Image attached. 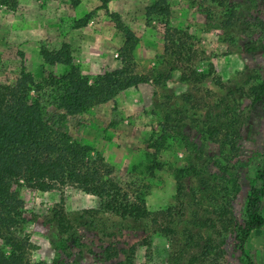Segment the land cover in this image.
Segmentation results:
<instances>
[{
    "label": "rangeland",
    "instance_id": "obj_1",
    "mask_svg": "<svg viewBox=\"0 0 264 264\" xmlns=\"http://www.w3.org/2000/svg\"><path fill=\"white\" fill-rule=\"evenodd\" d=\"M77 1L76 6L69 0L0 2V85L14 86L21 72L29 74L41 86L38 99L43 102L46 122L59 134L60 148L82 156L87 165L98 155L109 169L105 179H111L131 199L140 194L150 213L163 212L177 200L194 203L193 195L199 203L198 216L203 208H212L211 193H199L192 177L182 180L184 191L175 197L174 176L179 168L194 167L216 187L221 183L229 186L234 175L237 193L228 198L234 233L226 237L222 264H264V222L249 232L244 254L237 238L249 191L259 185L256 172L264 169V96L240 125L237 153L225 165L224 176L215 169L221 157L218 145L197 132L203 126H188L189 121L205 122L207 116L226 109L246 117L249 100L230 97L227 90L241 87L248 91L264 78V0H230L226 8L210 0H165L166 17L153 6L157 0H112L105 10L97 0ZM228 11L234 15L227 22ZM109 13L117 14L137 39L132 72L140 76L170 72L169 78L163 87L139 85L80 114L64 115L46 97L62 68L44 64L39 50L68 45L73 65L89 82L118 69L123 39L109 21ZM194 74L205 78L194 83ZM214 77L222 86L214 85ZM187 95L190 104L183 103ZM169 109L183 117V126L156 150L153 141L159 136L163 112ZM214 173L218 175L214 177ZM13 190L25 221L11 234L25 243V259L31 264H48L54 255V230L44 224L53 205L61 203L67 219L79 226L103 217L97 198L84 193L74 181L57 191L38 192L21 186ZM258 212L264 220V198ZM106 224L78 229L79 244L71 249L68 264H125L122 254L113 253L129 248L132 264H171L166 239L149 236L141 228L118 223L112 229ZM0 248L7 251L1 240Z\"/></svg>",
    "mask_w": 264,
    "mask_h": 264
},
{
    "label": "trees",
    "instance_id": "obj_2",
    "mask_svg": "<svg viewBox=\"0 0 264 264\" xmlns=\"http://www.w3.org/2000/svg\"><path fill=\"white\" fill-rule=\"evenodd\" d=\"M97 1L105 10L106 4L112 0ZM210 1L223 8L228 7L230 2ZM69 2L72 6L78 4L77 0ZM153 6L158 7L163 16H168L165 0H157ZM233 15L232 11H228L227 22L233 19ZM107 16L123 39L118 50V69L97 75L89 82L73 65L68 45L61 44L55 50L43 47L39 50L44 64L62 68V74L50 83V92L46 97L52 101L54 108L64 115L75 116L88 108L109 102L122 91L139 85L163 87V83L169 78L170 72H156L152 76L134 74L132 52L137 39L132 31L121 23L117 14L109 13ZM227 24L230 26V23ZM204 78L205 75L194 74L193 82L199 84ZM213 83L217 87L222 86L217 77H214ZM40 91L39 83H35L32 77L24 72L20 73L16 85H0V240L7 249L4 252L0 248V264H31L25 259V243L21 239L13 238L11 234L25 221L21 203L16 198L13 187L50 192L67 187L72 181L78 183L84 193L94 195L101 205L103 217L89 219L90 221L82 226H105L109 223L108 227L113 229L120 223L127 227L141 228L149 236H160L167 240L168 260L171 264H222L226 237L234 233L228 199L237 193V180L234 175L229 181V186L221 183L216 187L208 184V179L202 177L194 167L179 168L174 176L175 197H180L184 191L182 180L192 177L197 180L199 193H211L212 208L205 209L202 206L203 213L201 217L198 216L199 203L194 200L193 195L194 203L185 204L177 200L174 206L166 208L163 212L150 213L145 209L144 199L140 194L131 199L127 192L117 187L111 179H105L109 169L98 155L87 165L82 161V156H72L68 150L60 148L57 143L60 138L58 132L45 120L43 102L38 99ZM31 93L35 94L34 98ZM227 95L244 96L249 100L246 117L226 109L215 113L213 117L207 116L205 122L194 119L188 123V126L194 127L195 123L203 126L197 132L208 142L218 145L221 157L216 161L215 169L221 176L228 171L225 165L236 156L240 125L264 96V78L248 91L241 87L230 88ZM190 102V95L185 96L183 103ZM181 126L183 117L173 109L165 110L158 129L159 136L153 141L156 150H159L171 133L178 132ZM73 154L78 152L74 150ZM217 173L213 174L214 177ZM255 177L259 185L249 191L244 207V223L237 232L239 251L242 254L243 243L249 232L260 228L264 222L258 212L260 201L264 198V169L258 170ZM192 208L197 209L194 211ZM44 224L54 230V240L51 241L54 255L48 264H68L71 249L79 244L77 231L82 226L67 219L61 203L53 205L44 218ZM113 254H122L125 264H132L131 248L127 252L114 250Z\"/></svg>",
    "mask_w": 264,
    "mask_h": 264
}]
</instances>
